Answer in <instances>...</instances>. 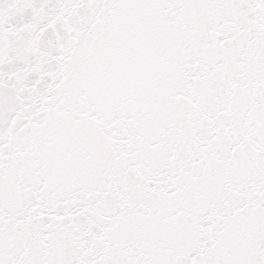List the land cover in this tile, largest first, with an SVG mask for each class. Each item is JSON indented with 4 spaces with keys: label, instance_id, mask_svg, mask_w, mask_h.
<instances>
[{
    "label": "snow or ice",
    "instance_id": "6c2138e0",
    "mask_svg": "<svg viewBox=\"0 0 264 264\" xmlns=\"http://www.w3.org/2000/svg\"><path fill=\"white\" fill-rule=\"evenodd\" d=\"M0 264H264V0H0Z\"/></svg>",
    "mask_w": 264,
    "mask_h": 264
}]
</instances>
